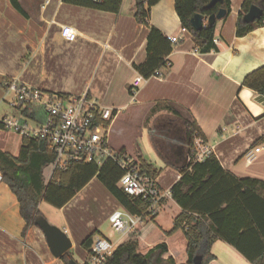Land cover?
I'll use <instances>...</instances> for the list:
<instances>
[{
	"label": "crops",
	"instance_id": "1",
	"mask_svg": "<svg viewBox=\"0 0 264 264\" xmlns=\"http://www.w3.org/2000/svg\"><path fill=\"white\" fill-rule=\"evenodd\" d=\"M242 2L231 0L229 12L215 21L216 50L194 52L197 45L190 32H184L183 39L173 44L167 56L169 65L159 70L161 79L148 78L139 86L132 101L130 88L139 75L133 64L145 58L148 33L147 27L134 18V0H123L118 13L69 5L62 0H18L23 13L10 0H0V84L5 75H14L23 69L17 67L16 60L30 53L32 60L47 68V81L42 77L38 79V83L45 82L43 86L47 90L73 96L88 93V99L97 106L114 111L108 134L113 150L116 145L113 137L126 130L117 123L118 118L145 117L149 112L150 119L144 129L148 141L145 151L137 146L134 150L124 146L120 149L133 161L140 156L159 169L155 181L161 189L170 188L179 179L176 166L186 161L184 129L175 120L178 116L167 106L182 117L195 120L205 135V142L215 147V155L225 170L236 178L264 180V93L241 86L248 73L264 66V19L259 26L238 35L236 22ZM148 22L167 37L178 33L181 24L174 0H159L152 5ZM63 24L77 30L75 41L68 42L60 36L59 28ZM60 71L84 74L86 82L71 91L50 89V74ZM4 116L6 114L0 119ZM174 126L180 127L179 145L168 137ZM2 136L0 134V149L16 155L21 136L15 151L9 150L11 145ZM177 146L181 151L179 155ZM257 146L263 149L248 163L244 154ZM87 187L88 184L80 191ZM112 202L107 219L112 211L121 208L115 200ZM180 212L181 208L173 199L161 201L155 218L139 229L142 254L163 243L167 249L165 257L171 256L177 264L187 263L183 231L167 233ZM81 221L77 213L74 218H66L65 226L60 228L70 235L72 247L77 246L89 230L78 236L74 225L82 224ZM25 224L15 195L1 182L0 264H63L60 257L50 252L42 231L36 225L24 228ZM93 228L97 230L96 238L111 240L96 226ZM211 254L214 258L208 264H249L221 239L212 244ZM71 256V264H84L87 252L84 250L82 255L73 252Z\"/></svg>",
	"mask_w": 264,
	"mask_h": 264
},
{
	"label": "trees",
	"instance_id": "2",
	"mask_svg": "<svg viewBox=\"0 0 264 264\" xmlns=\"http://www.w3.org/2000/svg\"><path fill=\"white\" fill-rule=\"evenodd\" d=\"M123 0H62L63 3L94 10L118 13ZM159 0H134V18L147 29L146 55L141 63L133 64L136 72L149 78L155 70H160L167 63V56L173 44L158 28L149 24L152 5ZM20 12L18 0H10ZM210 0H174V8L181 26L190 32L198 50L202 53L216 50L213 41L215 22H203L202 28L193 30L190 18L199 13L205 18L215 14L220 7L227 12L231 0L223 4L215 3L207 7ZM251 5L262 10L259 19L251 23L243 21V15ZM264 19V0H243L236 22V33L243 35L259 26ZM242 87L257 93H264V66L248 73L241 82ZM63 93V92H58ZM66 97L69 94L63 93ZM88 98V93H86ZM178 116L184 129L186 140V161L176 166L180 177L170 187L171 199L181 208L175 217L173 227L167 233L181 229L186 238V264H192V258L202 255V264H208L214 257L212 244L221 239L249 264H264V180L254 177L236 178L225 170L216 156L210 155L202 161H194L190 146L195 137L205 141V135L195 120L184 118L170 106L166 107ZM98 121V120H97ZM108 123L105 122V125ZM0 129H5L0 120ZM118 153L126 155L122 150ZM56 152L45 139L21 137L16 155L0 149L1 182L8 185L19 204V214L25 221V227L35 225L34 221L42 216L38 206L45 201L56 208L64 207L91 180L97 179L114 198L117 205L136 215L144 213L148 202L141 197L127 195L119 186L118 179L123 170L113 160H106L101 166L95 163L68 161L63 168L52 170ZM139 172L156 178L159 169L142 157L134 161ZM51 174L46 179V171ZM155 218L152 217V220ZM96 229L89 232L79 243L90 254ZM166 246L161 243L142 254L138 237L121 242L107 257L105 264H177L171 257H165ZM63 264H71V252L61 257ZM87 259V258H86ZM84 264H87L86 260Z\"/></svg>",
	"mask_w": 264,
	"mask_h": 264
},
{
	"label": "built area",
	"instance_id": "3",
	"mask_svg": "<svg viewBox=\"0 0 264 264\" xmlns=\"http://www.w3.org/2000/svg\"><path fill=\"white\" fill-rule=\"evenodd\" d=\"M178 31L168 36L172 44L179 43L187 29L181 26ZM59 34L68 42L75 41L78 36L77 30L67 24L60 26ZM197 51L198 48H195L194 52ZM166 65H169L168 61ZM25 68L26 65L23 70ZM150 77L161 79L159 70H155ZM147 79L141 75L133 79L130 88L132 101L139 86ZM0 85L4 97L11 95L8 101L4 97L2 101L15 112L12 116L6 115L0 119L4 128L21 137L45 139L56 152L52 170L65 167L70 160L101 166L110 159L123 170L118 186L127 195L141 197L148 202L146 211L141 214L133 215L123 208L110 213L108 221L119 239L115 242L106 237L95 238L86 259L87 264H105L117 244L133 235L139 237L141 225L157 215L164 198H171L170 188L161 189L155 178L140 173L138 165L131 158L110 146L108 134L115 116L112 109L97 106L85 94L66 97L63 93L43 89L26 82L20 75H5ZM105 122L108 124L105 125ZM262 149L257 146L246 151V161L251 163ZM190 151L194 153V161H202L210 155L216 156L215 147L198 137L193 139ZM1 179L0 174V183Z\"/></svg>",
	"mask_w": 264,
	"mask_h": 264
},
{
	"label": "rangeland",
	"instance_id": "4",
	"mask_svg": "<svg viewBox=\"0 0 264 264\" xmlns=\"http://www.w3.org/2000/svg\"><path fill=\"white\" fill-rule=\"evenodd\" d=\"M17 67L20 66L23 68V65L28 66L23 71L20 70L17 74L20 75L23 80L33 85H37L43 89H46L43 85L45 82L38 83L39 77L44 78V81H47V72L45 71L47 68L45 64L41 67L40 62L37 63L35 59H31L30 53L27 56L19 57L16 60ZM45 66V68H44ZM42 68V69H41ZM44 71V72H43ZM14 75H6L7 77ZM86 80V76L83 74H67L56 72L54 74H50L48 78L49 88L53 90L65 89V90H74L77 86L84 85V81ZM86 82V81H85ZM86 84V83H85ZM47 90V89H46ZM73 96V95H72ZM4 97V91L0 85V117L6 114L7 116H12L15 114L14 110H12L5 102L2 101ZM5 100L8 101L11 98V95H6ZM145 117H141L137 115V117H119L117 123L120 125H124L125 132L122 135L115 136V150L119 152L122 146L129 150L136 149V146L145 151V147H147V133L144 131L148 124V120L150 119L149 112L144 115ZM0 134L3 135V140L9 142L11 145V151H15L19 142L20 136L14 133L11 130L0 129ZM169 140L172 143L178 144L181 142V133L180 127L174 126L171 129V133ZM180 147L177 146L176 154H180ZM51 170L50 168L46 171V179L50 177ZM114 198L111 194L106 190V188L99 182L97 179H93L88 184V187L84 190L77 193L76 197L66 206V208H56L45 201H41L39 203L38 209L42 216L52 225L62 228L65 226L66 218H74V216L79 214L81 218L82 224L74 225L76 231L78 232V236H82L83 232L86 230L92 231L94 226H96L99 231L108 236L112 241H117L119 239V235L116 234L110 226V223L107 219L112 206V201ZM72 225V224H71ZM86 233L89 234V231ZM85 235V236H86ZM97 233L94 235L96 238ZM70 238V235H68ZM71 239V238H70ZM83 239V238H82ZM72 241V239H71ZM71 253H77L78 255H82L84 249L78 244L72 249L69 250ZM87 258V257H86ZM85 258V260H86Z\"/></svg>",
	"mask_w": 264,
	"mask_h": 264
},
{
	"label": "water",
	"instance_id": "5",
	"mask_svg": "<svg viewBox=\"0 0 264 264\" xmlns=\"http://www.w3.org/2000/svg\"><path fill=\"white\" fill-rule=\"evenodd\" d=\"M224 0H210L207 7L212 6L215 3L223 4ZM227 13L224 7H220L215 14H211L207 18L199 13H194L190 18V24L193 30L198 31L203 26V22L213 24L216 20L223 18ZM262 15V10L251 5L247 12L243 15V21L245 23H251L256 19H259ZM35 225L42 231L46 243L50 252L54 257H61L64 253L69 251L72 247V243L67 234L60 228L50 224L43 216H38L35 221ZM192 264H202V255H195L192 260Z\"/></svg>",
	"mask_w": 264,
	"mask_h": 264
},
{
	"label": "flooded vegetation",
	"instance_id": "6",
	"mask_svg": "<svg viewBox=\"0 0 264 264\" xmlns=\"http://www.w3.org/2000/svg\"><path fill=\"white\" fill-rule=\"evenodd\" d=\"M175 120H176L177 122H180V123H181V121H180L177 117H175ZM181 125H182V123H181Z\"/></svg>",
	"mask_w": 264,
	"mask_h": 264
}]
</instances>
